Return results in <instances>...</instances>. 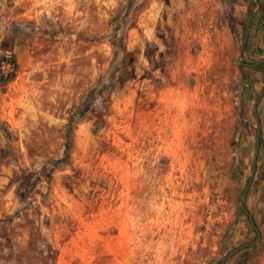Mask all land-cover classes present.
Masks as SVG:
<instances>
[{
    "label": "rangeland",
    "instance_id": "374dc122",
    "mask_svg": "<svg viewBox=\"0 0 264 264\" xmlns=\"http://www.w3.org/2000/svg\"><path fill=\"white\" fill-rule=\"evenodd\" d=\"M248 5L0 0V264H218L257 237ZM240 60H264V0ZM255 111L259 238L224 264H264V93Z\"/></svg>",
    "mask_w": 264,
    "mask_h": 264
},
{
    "label": "water",
    "instance_id": "95a60500",
    "mask_svg": "<svg viewBox=\"0 0 264 264\" xmlns=\"http://www.w3.org/2000/svg\"><path fill=\"white\" fill-rule=\"evenodd\" d=\"M253 5H254V0H249V5H248V16H247V19H246V22H245V26H244V32H243V38H242V42L240 44V47H239V53H238V63L242 66H248V67H251V66H255L257 63L259 62H264V60H259L257 62H254V63H245V62H242L240 60V55L242 53V50H243V46L245 44V41H246V37H247V29H248V25H249V22L251 20V16H252V12H253ZM264 93V86L262 87V89L260 90L259 94L257 95L256 99L254 100V104H253V115H254V118H255V122H256V134H255V149H254V154H253V158H252V164H251V172L249 174V177L247 178L246 180V183L240 193V198H239V208L246 214L247 216V219L251 225V227L256 231V234H257V237L250 241V242H246V243H243L237 247H234L233 249H231L230 251H228L226 254H224V256L221 258V260L219 261L218 264H224L225 260L231 256L232 254H234L236 251H238L239 249L243 248V247H246V246H250V245H253L257 242L258 238H259V234H258V231L256 230L255 228V225H254V222L250 216V214L247 212V210L245 209L244 205H243V197H244V194L251 182V179H252V176L254 174V171H255V161H256V157H257V153H258V148H259V119L257 117V114H256V111H255V108H256V104L257 102L259 101V99L261 98V96L263 95Z\"/></svg>",
    "mask_w": 264,
    "mask_h": 264
},
{
    "label": "trees",
    "instance_id": "16d2710c",
    "mask_svg": "<svg viewBox=\"0 0 264 264\" xmlns=\"http://www.w3.org/2000/svg\"><path fill=\"white\" fill-rule=\"evenodd\" d=\"M1 61H6L7 63L10 64L11 66V73H7L5 75L0 74V82H4L5 80H7L8 78H10L13 73H14V69H15V63H14V58L13 56L9 55V56H4V58H2ZM70 130V125L67 126L66 132H65V144H64V153L61 159L57 160L55 163H66L68 161V153H69V140H68V133Z\"/></svg>",
    "mask_w": 264,
    "mask_h": 264
},
{
    "label": "built area",
    "instance_id": "2783aa9c",
    "mask_svg": "<svg viewBox=\"0 0 264 264\" xmlns=\"http://www.w3.org/2000/svg\"><path fill=\"white\" fill-rule=\"evenodd\" d=\"M7 73H11V66L6 61H1L0 62V74L5 75Z\"/></svg>",
    "mask_w": 264,
    "mask_h": 264
}]
</instances>
